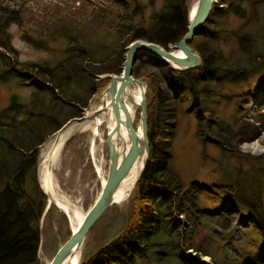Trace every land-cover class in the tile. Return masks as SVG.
Returning <instances> with one entry per match:
<instances>
[{
  "label": "trees",
  "instance_id": "obj_1",
  "mask_svg": "<svg viewBox=\"0 0 264 264\" xmlns=\"http://www.w3.org/2000/svg\"><path fill=\"white\" fill-rule=\"evenodd\" d=\"M92 3L49 4L41 14L0 6V88L17 90L0 106V264H40L39 225L51 206L44 210L46 198L36 181L39 147L82 115L109 75L119 74L129 43L139 39L168 50L185 33L189 0H160L156 9L150 1L146 16L139 0ZM259 8L264 0H217L188 44L199 57L196 68L177 71L146 59L153 69L143 74L145 167L121 228L86 248L77 264H264V153L238 150L262 128L244 113L257 90L264 95V86L252 87L264 73L259 39L249 33ZM228 15L240 21L238 31L225 28ZM11 25L21 29V41L48 56L19 60ZM179 114H191L194 137L217 146L232 162L209 187L183 186L169 168ZM199 194L224 204L218 208L220 232H205L206 219L214 216L197 208L203 205ZM234 214L242 218L238 240L225 233L226 217ZM188 217L196 221L191 228L185 225Z\"/></svg>",
  "mask_w": 264,
  "mask_h": 264
},
{
  "label": "rangeland",
  "instance_id": "obj_2",
  "mask_svg": "<svg viewBox=\"0 0 264 264\" xmlns=\"http://www.w3.org/2000/svg\"><path fill=\"white\" fill-rule=\"evenodd\" d=\"M72 1L76 0H0V6H6L13 10L25 8L30 13L41 14L43 6L57 3L69 5ZM77 1L81 2V0ZM88 1L93 2L92 4L95 6H103L105 4V0ZM150 1L153 3L154 9L159 6L160 0H139L141 5L144 6L145 16L151 11V8L147 7ZM194 2L195 0H189V8L193 6ZM215 2H217V0H215ZM217 7H219V5ZM258 15L259 19L256 25L252 27L251 30L249 29V33L255 34L254 37L259 39L257 40L258 49H261V52L264 53V47H262L264 46L263 8H259ZM225 21V28L227 30L238 31L240 21H238L237 18L228 15ZM206 28H209V26H206ZM8 30L12 36V46L17 51L19 60L37 62L48 56L46 52L35 51L21 41L19 38L21 29L17 25H11ZM203 39L204 38L201 36L197 40ZM133 68L135 69V75H132L134 79L143 78V74L146 70L153 69L152 66L146 62V59H140L135 62ZM258 86H264V73L259 74L252 82V87L256 88ZM104 87L90 98L87 108L82 111L81 116H85L91 110V107L98 103V98L101 92H103ZM16 92L17 90L11 85L1 87L0 106L5 104L6 98L10 93ZM245 106L244 113L246 119L256 122L257 125H262V128L259 135L253 141L240 144L238 150L242 154L256 156L264 153V141L261 139V136L264 135V95L260 90H257L247 101ZM135 120L136 126L138 124V110L135 114ZM104 127L106 128V125L103 122L99 128L100 138L93 139L90 134L86 132L76 133L70 136L63 145L61 151L62 160L52 171V181L57 186L56 193L62 196L68 204L81 215L85 214L87 209L94 202L98 195L100 185H102L105 180L107 171L105 133L108 129ZM46 141L39 147L37 158ZM170 147L172 158L169 162V168L177 175L183 186L194 183L209 187L211 183L219 179L223 171L229 169L232 163L231 160L223 157V154L217 146L210 143L201 144L194 137V119L191 114L177 115V124ZM211 170L213 174L209 173ZM38 183L37 181V184ZM38 186L40 185L38 184ZM40 190L42 189L40 188ZM44 196L47 203L48 197L47 195ZM198 198L203 205L199 203L197 208L211 210L214 216L212 219H206V223L204 224L205 232H220L218 208L222 207L224 204L211 202V200L202 194H199ZM262 203L264 204V195L262 197ZM49 206H51L49 216L39 225L40 235L37 256L40 264H47L57 248L68 238L66 237L68 233H71L70 222L67 215L59 210L55 204L50 203ZM113 206L114 207L110 206L106 208L96 219L89 229L91 232L88 230L89 233H86L80 248V255L86 248L88 249L108 241L121 228L128 207V201L122 206ZM47 209L44 210L46 211ZM188 218V221H185V225L191 228L193 224H196V221L192 217ZM226 218L229 226L227 230H225V233H228L233 240H238L242 236V218L235 214L229 215ZM198 227L200 226L198 225ZM224 246L225 244H223V247ZM200 259L201 261L208 262L206 257H201Z\"/></svg>",
  "mask_w": 264,
  "mask_h": 264
},
{
  "label": "water",
  "instance_id": "obj_3",
  "mask_svg": "<svg viewBox=\"0 0 264 264\" xmlns=\"http://www.w3.org/2000/svg\"><path fill=\"white\" fill-rule=\"evenodd\" d=\"M213 4H215V0H195L193 6H190L187 12L185 33L169 50H164L156 44L139 39L132 41L125 47L119 74L109 75L108 83L103 89L109 96L110 116L113 123L112 128L109 131L106 130L105 133L107 171L104 183L100 185L96 199L85 212L76 231L71 232L68 238L57 248L48 264H61L71 252L82 245L86 233L96 219L106 208L114 204L112 197L121 181L129 173L134 163L143 156L142 169L134 184L142 174L148 156L146 107L144 101L145 79H134L132 77V67L135 62L140 59H150L177 71L198 67L200 63L199 57L191 51L188 44L207 21ZM131 82H136L141 88L139 102L134 105L136 111L138 110L140 136L137 134V129L133 126L132 118L127 108L128 104L131 106L132 99L131 96L125 94V89ZM82 119L83 116L72 118L63 127L73 121L81 122ZM123 134L125 140L123 139ZM112 135L115 136L114 142L111 141ZM125 141L128 142V145H125ZM49 204L50 202L47 201L45 209L48 208Z\"/></svg>",
  "mask_w": 264,
  "mask_h": 264
},
{
  "label": "bare ground",
  "instance_id": "obj_4",
  "mask_svg": "<svg viewBox=\"0 0 264 264\" xmlns=\"http://www.w3.org/2000/svg\"><path fill=\"white\" fill-rule=\"evenodd\" d=\"M125 94L131 96L132 104L131 106L128 104L127 108L132 118L133 126L137 129V134L140 136V126L139 124L135 126L136 108L134 105L139 102L141 88H139L136 82H131L126 87ZM103 122L106 125V129H108L109 131L112 128L113 123L110 116L109 96L104 91L101 92L98 98V103L91 107V110L85 116H83L81 122L73 121L70 124L62 127L48 141H46L42 150L40 151V154L38 155L37 179L40 188L42 189L44 194L47 195L48 201L52 204H55L59 210L67 215L70 222L71 232L76 231L83 219L84 214H79L68 204V202L62 196L56 193L57 186L52 181V171L62 160L61 151L65 140L69 136H72L76 133L86 132L89 133L93 139L100 138L99 128ZM123 139L125 140L124 134ZM261 139L264 141V135L261 136ZM114 140L115 136L112 135L111 141L114 142ZM125 145H128V142L125 141ZM143 159V156L141 157V159H138L134 163L129 173L121 181L119 187L113 194V205L122 206L128 201L133 188V184L136 181L139 173L141 172ZM80 248L81 246L75 251L71 252V254L68 255L61 262V264H77L80 257Z\"/></svg>",
  "mask_w": 264,
  "mask_h": 264
}]
</instances>
